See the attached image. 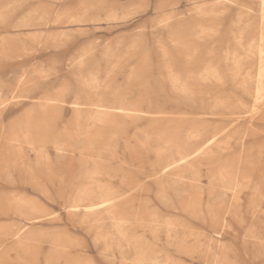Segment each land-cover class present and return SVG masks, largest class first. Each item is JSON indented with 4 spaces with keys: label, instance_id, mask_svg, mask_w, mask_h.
Wrapping results in <instances>:
<instances>
[{
    "label": "rangeland",
    "instance_id": "1",
    "mask_svg": "<svg viewBox=\"0 0 264 264\" xmlns=\"http://www.w3.org/2000/svg\"><path fill=\"white\" fill-rule=\"evenodd\" d=\"M222 1L0 0V264H264V0Z\"/></svg>",
    "mask_w": 264,
    "mask_h": 264
},
{
    "label": "bare ground",
    "instance_id": "2",
    "mask_svg": "<svg viewBox=\"0 0 264 264\" xmlns=\"http://www.w3.org/2000/svg\"><path fill=\"white\" fill-rule=\"evenodd\" d=\"M227 3H228V0H223L222 2H220L216 7H214V9H213V13H216V14H223L225 11H226V9H227ZM214 52H215V50L213 51V53L211 52V54H212V58H213V60L212 61H209L208 63H206V67H205V70H211V72H212V76H213V78H214V80L216 81V82H218V83H220V82H222V77H220V73H219V63H218V61H217V57H216V55L214 54ZM225 63L226 64H228V65H226V67H228V68H233L235 65H237L236 63L235 64H233L234 66H231L230 67V65H229V61H230V54H229V52H227L226 54H225ZM229 60V61H228ZM223 62V61H222ZM209 72V71H208ZM178 81V80H177ZM181 90V89H180ZM182 93H184V92H182ZM184 96V95H183ZM153 98V97H152ZM75 108H79V104H77V105H75ZM113 108V107H112ZM81 109V108H80ZM117 109V108H116ZM207 109V108H206ZM209 109V108H208ZM102 110V109H101ZM104 110V109H103ZM120 110H122V109H120ZM208 111V110H207ZM94 112V111H93ZM104 112H106V111H104ZM147 112V111H146ZM107 113V112H106ZM121 113V112H120ZM125 113V112H124ZM124 113H122V114H124ZM127 113V112H126ZM231 113V112H230ZM149 114V113H148ZM163 114V113H162ZM138 115H140V114H138ZM164 115V114H163ZM166 115V114H165ZM208 115V114H207ZM159 116V115H158ZM160 116H162L161 114H160ZM140 117V116H139ZM221 117V116H220ZM144 119V118H143ZM124 120H126L125 118H124ZM137 120V119H136ZM138 121V120H137ZM136 121V122H137ZM120 122V121H119ZM158 122V121H157ZM121 123V122H120ZM135 123V122H134ZM154 123V122H153ZM129 124V123H128ZM119 125V124H118ZM220 125V124H219ZM202 126V125H201ZM155 128V127H154ZM158 128H160V127H158ZM157 128V129H158ZM156 129V128H155ZM178 129V128H177ZM180 129V128H179ZM179 129H178V131H179ZM190 129H191V127H190ZM209 129V128H208ZM187 130V129H186ZM203 130V129H202ZM193 131H195V130H193ZM207 131V130H206ZM214 131H216V130H214ZM219 132H221V130L219 131ZM172 133V132H171ZM206 133V132H205ZM169 134V133H168ZM221 134V133H220ZM224 134V133H223ZM170 135V134H169ZM187 135V134H186ZM199 135V134H198ZM216 135H217V133H216ZM209 136V135H208ZM220 136V135H219ZM222 136V135H221ZM220 136V137H221ZM169 137V136H168ZM188 137V136H187ZM175 138V137H174ZM167 140H168V138H166ZM218 138L216 137V136H213L211 139H207L208 141L207 142H205L202 146H201V148L198 150V151H196L195 152V155L194 156H198V155H200V154H202L204 151H206V150H208L212 145H214V143L216 142V140H217ZM223 139V138H222ZM225 139V138H224ZM174 141V140H173ZM176 141V140H175ZM186 141V140H185ZM183 142V141H182ZM194 143V142H193ZM183 144V143H182ZM182 144H180L179 146H183ZM189 147H190V145H189ZM226 149V148H225ZM213 150V149H212ZM183 151V150H182ZM222 152V151H221ZM215 153V152H214ZM217 154V153H216ZM186 155V154H185ZM187 157V156H186ZM193 157V156H192ZM212 158V157H211ZM210 158V159H211ZM165 159H167V158H165ZM164 159V160H165ZM208 159V158H207ZM187 158H179L178 160H176V161H174L173 163H171L169 166H166L164 169H163V171L164 172H167L170 168H171V166H173V165H176V164H178V165H184L185 163H187ZM160 161V160H159ZM192 161V160H191ZM202 161H204V160H202ZM209 161V160H208ZM212 161V160H211ZM160 162H162V161H160ZM201 162V161H200ZM210 162V161H209ZM199 163V162H198ZM225 163V162H224ZM158 164V163H157ZM155 165V164H154ZM221 165V164H220ZM222 165H223V163H222ZM225 165V164H224ZM156 166V165H155ZM164 166V165H163ZM193 168V167H192ZM212 168V167H211ZM210 167H209V169H211ZM215 168V167H214ZM213 168V169H214ZM213 169H211V170H213ZM154 170V169H153ZM218 170V169H217ZM238 170V169H237ZM169 173V172H168ZM224 173H225V171H224ZM161 174V173H160ZM213 174V173H212ZM162 175V174H161ZM166 175V174H165ZM244 177V176H243ZM249 177V176H248ZM92 178V177H91ZM90 178V179H91ZM250 179V178H249ZM92 180H93V178H92ZM198 180V179H197ZM222 181V180H221ZM161 182V181H160ZM229 186V185H228ZM246 186V185H245ZM91 189H90V193H94V192H96L97 194H99L101 197H102V199H100L99 201H90V202H87L88 204L87 205H83V202H84V200H83V193H79L78 195H77V198L73 201V203L71 204V208H73V210H76V211H79L80 210V208H82L83 206L85 207V209L88 211V212H93V211H102V212H104L105 213V217H106V219H108V221H109V223H110V226L112 227V228H114L115 229V231H116V233H118V235H120L121 236V230H120V226H122L124 223H121V222H116L118 219H117V217H116V215L114 214V211H113V209H114V206L111 204L112 203V201H113V199H111L109 196L110 195H108V193L105 191V192H103L102 191V188L98 185V184H96V183H92V185H91V187H90ZM227 188V187H226ZM229 188H230V186H229ZM228 188V189H229ZM249 190V189H248ZM253 190V189H252ZM226 191V190H225ZM233 195H234V193H233ZM253 195V194H252ZM104 197H106V198H109V199H106V198H104ZM240 197V196H239ZM170 201V200H169ZM173 202V201H172ZM174 203V202H173ZM191 206V205H190ZM239 206V205H238ZM173 207V206H172ZM171 207V208H172ZM170 209V208H169ZM184 210L186 209V208H183ZM176 210H178V209H176ZM189 211V210H188ZM218 211V210H217ZM221 211V210H220ZM216 212V211H215ZM214 212V213H215ZM219 213V212H218ZM217 213V214H218ZM221 213V212H220ZM220 215V214H219ZM214 219H215V217H214ZM219 219V218H218ZM106 233V232H105ZM120 242L122 243V244H125L126 246H129V241L127 240V239H125V237L124 238H121L120 239Z\"/></svg>",
    "mask_w": 264,
    "mask_h": 264
}]
</instances>
